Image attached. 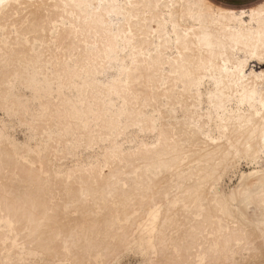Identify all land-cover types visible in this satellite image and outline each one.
<instances>
[{"label":"bare ground","instance_id":"6f19581e","mask_svg":"<svg viewBox=\"0 0 264 264\" xmlns=\"http://www.w3.org/2000/svg\"><path fill=\"white\" fill-rule=\"evenodd\" d=\"M127 255L264 264V0L0 5V264Z\"/></svg>","mask_w":264,"mask_h":264},{"label":"rangeland","instance_id":"374dc122","mask_svg":"<svg viewBox=\"0 0 264 264\" xmlns=\"http://www.w3.org/2000/svg\"><path fill=\"white\" fill-rule=\"evenodd\" d=\"M213 1V0H212ZM213 2H215L216 3V1H213ZM219 4H222V3H219ZM223 5V4H222ZM226 6V5H225ZM245 7H247V6H235V7H232V8H245ZM18 128V129H17ZM13 130V134L15 135V137L17 138V139H19L20 141H22V140H24V136H25V134H26V130H25V128L24 127H22V126H15V128H13L12 129ZM83 152H85L84 154H83ZM91 153V154H90ZM87 154H89V155H91V156H93L94 154H95V152H93V151H82L81 153H79V156L81 157V158H86L87 156H85V155H87ZM63 159L66 161V163H65V161H63ZM61 161H60V163L61 164H64V165H62V168H64V167H68V166H70L71 164H73L71 161H70V159H71V157L70 156H67L66 158H63ZM63 161V162H62ZM70 163V164H69ZM68 165V166H67ZM244 167V168H243ZM248 167L250 168V165L248 164V163H242L241 164V169L242 170H248ZM231 174H232V176H231ZM231 174H229L227 177H228V179H224V182H223V185L225 186V187H227V186H229L231 183H234L235 181H236V178H237V172H232ZM232 177V178H231ZM139 263V259H138V257H136V256H133V255H127V256H125L124 258H122L121 259V261L118 263V264H138Z\"/></svg>","mask_w":264,"mask_h":264},{"label":"crops","instance_id":"0c3cea01","mask_svg":"<svg viewBox=\"0 0 264 264\" xmlns=\"http://www.w3.org/2000/svg\"><path fill=\"white\" fill-rule=\"evenodd\" d=\"M212 1V0H211ZM213 1H216L217 4L219 3H222L223 6L226 5V7H235V6H247V7H250L262 0H213ZM215 3V2H214ZM222 4H219V5H222ZM245 7V8H247ZM238 9V8H236Z\"/></svg>","mask_w":264,"mask_h":264},{"label":"snow or ice","instance_id":"6c2138e0","mask_svg":"<svg viewBox=\"0 0 264 264\" xmlns=\"http://www.w3.org/2000/svg\"><path fill=\"white\" fill-rule=\"evenodd\" d=\"M4 3V0H0V5H2Z\"/></svg>","mask_w":264,"mask_h":264}]
</instances>
